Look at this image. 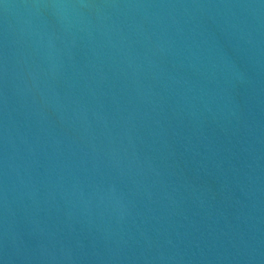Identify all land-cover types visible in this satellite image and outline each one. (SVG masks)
Returning a JSON list of instances; mask_svg holds the SVG:
<instances>
[{
  "label": "water",
  "instance_id": "obj_1",
  "mask_svg": "<svg viewBox=\"0 0 264 264\" xmlns=\"http://www.w3.org/2000/svg\"><path fill=\"white\" fill-rule=\"evenodd\" d=\"M0 264H264V0H0Z\"/></svg>",
  "mask_w": 264,
  "mask_h": 264
}]
</instances>
